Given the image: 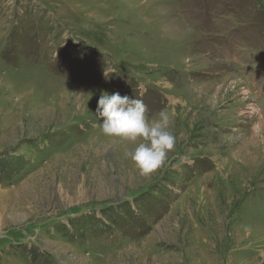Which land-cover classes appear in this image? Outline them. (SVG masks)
<instances>
[{"label": "rangeland", "instance_id": "1", "mask_svg": "<svg viewBox=\"0 0 264 264\" xmlns=\"http://www.w3.org/2000/svg\"><path fill=\"white\" fill-rule=\"evenodd\" d=\"M102 91L172 116L150 176ZM261 115L264 0H0V264H264Z\"/></svg>", "mask_w": 264, "mask_h": 264}, {"label": "clouds", "instance_id": "2", "mask_svg": "<svg viewBox=\"0 0 264 264\" xmlns=\"http://www.w3.org/2000/svg\"><path fill=\"white\" fill-rule=\"evenodd\" d=\"M258 114L260 109L255 110ZM147 106L140 99H130L118 92H101L97 101L96 115L104 135L129 142L132 147L124 153L138 174L148 177L162 167L172 149L176 137L170 130L172 116L162 111L157 119L149 120ZM254 137L264 136V115L254 124Z\"/></svg>", "mask_w": 264, "mask_h": 264}, {"label": "trees", "instance_id": "3", "mask_svg": "<svg viewBox=\"0 0 264 264\" xmlns=\"http://www.w3.org/2000/svg\"><path fill=\"white\" fill-rule=\"evenodd\" d=\"M12 169V166L8 164L6 158H4V156H0V181L3 178L8 179L9 175L14 171Z\"/></svg>", "mask_w": 264, "mask_h": 264}]
</instances>
